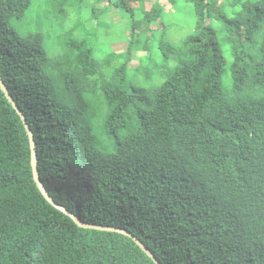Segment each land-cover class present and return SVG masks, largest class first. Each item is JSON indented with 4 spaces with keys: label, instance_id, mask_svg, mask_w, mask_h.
<instances>
[{
    "label": "trees",
    "instance_id": "trees-1",
    "mask_svg": "<svg viewBox=\"0 0 264 264\" xmlns=\"http://www.w3.org/2000/svg\"><path fill=\"white\" fill-rule=\"evenodd\" d=\"M137 1L0 0V76L34 133L40 177L55 202L130 231L161 264H264V0H236L231 15L190 0L195 31L150 88L127 84L129 63L151 55L142 39L156 27L141 23H162L165 6ZM70 6L90 7L91 22L110 7L131 18L110 74L91 41L69 39ZM0 264H156L130 236L81 227L46 200L1 87Z\"/></svg>",
    "mask_w": 264,
    "mask_h": 264
},
{
    "label": "rangeland",
    "instance_id": "rangeland-1",
    "mask_svg": "<svg viewBox=\"0 0 264 264\" xmlns=\"http://www.w3.org/2000/svg\"><path fill=\"white\" fill-rule=\"evenodd\" d=\"M236 0H220L219 11L221 13L231 15L239 7H234ZM157 0H146L148 7H150ZM119 3V2H118ZM104 3L97 4V7L102 6ZM126 4L130 7L138 6L137 0H126ZM165 6V12L162 23H154L150 26L147 22L141 23V29H149L151 26L155 31H151V36L143 38L142 41L147 42L150 56L141 57L145 53L135 52L129 63L128 82L129 86H135L137 88H150L153 87L163 79L159 76L160 67L164 64L171 63L173 55L166 56L169 54V47H178L184 43L185 38L195 31V10L193 3L190 0H174L173 4L163 0ZM72 20L66 23V30H72L74 25H79L77 30H74L70 34V38L75 40L82 37H86L96 46L100 51V56L103 62L102 73L105 75L110 74L114 68L118 67L122 59L118 57H110V53L122 52L126 50L128 41V35L130 31L131 18L127 13L116 7H110L106 11L105 17L99 18L100 20L89 21L91 16V9L88 6H84V9L79 12L76 6H70ZM142 16L136 15L137 19ZM222 22L218 21L214 23L217 29H220ZM228 29L234 30L239 28L237 25L226 23ZM241 31V30H240ZM65 35L61 33L60 36ZM69 36V35H67ZM142 45V43H140ZM250 53L257 54V45L252 44L247 48ZM224 55L227 60V66L222 76V88L227 91L231 85L229 65L232 62V56L227 50V46L224 45ZM141 66V67H140ZM101 122L99 118L98 125ZM96 134L98 137H102L101 129L95 127Z\"/></svg>",
    "mask_w": 264,
    "mask_h": 264
},
{
    "label": "water",
    "instance_id": "water-1",
    "mask_svg": "<svg viewBox=\"0 0 264 264\" xmlns=\"http://www.w3.org/2000/svg\"><path fill=\"white\" fill-rule=\"evenodd\" d=\"M0 87L3 90V92L5 93L6 97L12 103L13 107L17 110V112L21 116L23 122L25 123L26 131L29 135V140H30L31 165H32V169H33V177H34V180H35L39 190L41 191L42 195L46 198V200L49 203H51L54 207H56L57 209L63 211L67 215H69L75 221V223L81 227L95 228V229H101V230H107V231H115V232L123 233L125 235L130 236L154 260V262L156 264H161L160 261L152 253V251L149 248H147L146 245L137 236H135L130 231L123 229V228L115 227V226L99 225V224H92V223L85 222L80 217L75 215L73 212L69 211L66 207L55 202V200L48 193V191H47V189H46V187H45V185H44V183L40 177V173L38 171V166H37L38 158H37V150L35 148L36 144H35V139H34V133L31 129L30 125L26 122V117H25L24 113L18 107L16 101L14 100L12 94L9 92V89H8L7 85L5 84V82L3 81L1 76H0Z\"/></svg>",
    "mask_w": 264,
    "mask_h": 264
}]
</instances>
